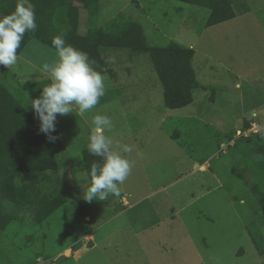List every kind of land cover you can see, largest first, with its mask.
I'll use <instances>...</instances> for the list:
<instances>
[{
  "label": "rangeland",
  "instance_id": "obj_1",
  "mask_svg": "<svg viewBox=\"0 0 264 264\" xmlns=\"http://www.w3.org/2000/svg\"><path fill=\"white\" fill-rule=\"evenodd\" d=\"M99 1L102 28L139 23L150 48L189 47L210 15L175 0ZM255 6L264 14V0ZM85 25L82 10L81 33ZM102 53L113 74L90 78L38 40L20 55L0 47V82L27 110L46 119L29 91L39 80L50 79L62 101L47 123L58 174L40 189L52 195L58 178L67 199L43 223L27 208L25 223L0 229V264H264L250 235L264 236V210L251 191L264 188L255 167L264 155V81L237 88L219 62L198 55V80L210 89L169 109L147 52ZM254 125L260 131L230 144ZM95 146L119 177L98 193L81 157Z\"/></svg>",
  "mask_w": 264,
  "mask_h": 264
},
{
  "label": "trees",
  "instance_id": "obj_2",
  "mask_svg": "<svg viewBox=\"0 0 264 264\" xmlns=\"http://www.w3.org/2000/svg\"><path fill=\"white\" fill-rule=\"evenodd\" d=\"M175 1L210 10L206 27L250 11L245 0ZM82 10L86 13L83 33L79 30ZM100 11L99 0H0V47L20 55L30 41L38 40L90 78L113 74L102 53L103 48L147 52L163 86L164 103L169 109L184 108L193 103L196 90L209 89L197 80L192 64L194 50L177 46L150 48L139 23H126L118 31H107L99 24ZM29 91L47 120L38 112L27 110L24 103L0 82L1 230L13 221L25 223L22 214L27 208L34 210L33 221L40 224L67 202L58 178L52 183V195L42 193L40 189L58 174L47 123L55 118L62 101L50 79L35 82ZM81 157L93 192L98 193L119 182L104 147L85 148ZM255 167L264 180V155L258 157ZM251 191L259 208L264 210V188L255 184ZM250 235L259 254L264 256V236Z\"/></svg>",
  "mask_w": 264,
  "mask_h": 264
},
{
  "label": "crops",
  "instance_id": "obj_3",
  "mask_svg": "<svg viewBox=\"0 0 264 264\" xmlns=\"http://www.w3.org/2000/svg\"><path fill=\"white\" fill-rule=\"evenodd\" d=\"M245 1L250 8L248 13L212 27H206L205 24L198 38L189 47H182L195 52L192 64L197 80L195 66L200 69L201 63L196 65L195 59L202 55L219 62L231 75L237 88L264 81V14L259 15L262 8L255 6V0ZM183 10L181 6L176 7L175 13L180 14ZM200 84L210 89V86ZM253 115L255 117V114ZM250 128H255V125ZM198 166L204 169L203 172L208 170L205 164H196V167ZM126 202L128 203L127 200ZM128 207L131 208L132 205L129 204Z\"/></svg>",
  "mask_w": 264,
  "mask_h": 264
},
{
  "label": "built area",
  "instance_id": "obj_4",
  "mask_svg": "<svg viewBox=\"0 0 264 264\" xmlns=\"http://www.w3.org/2000/svg\"><path fill=\"white\" fill-rule=\"evenodd\" d=\"M258 129L257 128H250V129H245L242 131H239L238 133L235 134L233 137V141L230 143L233 145L237 140L242 139V138H249L252 133H257Z\"/></svg>",
  "mask_w": 264,
  "mask_h": 264
},
{
  "label": "bare ground",
  "instance_id": "obj_5",
  "mask_svg": "<svg viewBox=\"0 0 264 264\" xmlns=\"http://www.w3.org/2000/svg\"><path fill=\"white\" fill-rule=\"evenodd\" d=\"M204 170V169H203Z\"/></svg>",
  "mask_w": 264,
  "mask_h": 264
}]
</instances>
